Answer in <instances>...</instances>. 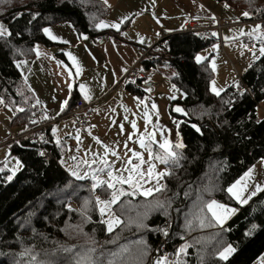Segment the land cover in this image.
Listing matches in <instances>:
<instances>
[{"label":"trees","instance_id":"obj_1","mask_svg":"<svg viewBox=\"0 0 264 264\" xmlns=\"http://www.w3.org/2000/svg\"><path fill=\"white\" fill-rule=\"evenodd\" d=\"M216 1L236 17L218 21L221 25L264 19V0ZM237 10L249 15L238 18ZM106 13L101 0H0V21L8 28L0 36V98L4 101L0 107L14 110L10 126L19 128L10 130L13 134H24L47 121L34 117L39 105L23 83L15 60L33 56L35 44H58L44 34L48 24L68 21L78 33L92 38L118 36L119 30L96 28ZM259 24L264 33V20ZM216 40L209 29L178 31L161 34L149 48L148 54L172 62L174 73L169 79L184 93L174 101L183 107L182 114L175 113L170 103L171 113L180 119L177 129L183 146H173L180 159L177 165L166 167L170 174L162 177L159 190L146 196H122L112 205L119 223L111 231L105 230L103 221L97 222L93 200L94 192L107 197L109 189L103 185L93 191L88 180L74 179L66 172L49 125L44 130L49 140L45 160L37 156V142L32 139L21 138L0 148L21 162L11 180L0 164V264H33V257L36 264H76L75 257L89 248L95 249L91 255L98 264H155L157 259L163 262L177 245L184 250L174 264L254 263L264 252V188L242 205L235 204L227 189L254 162L264 160V112H257V104L264 100V56L240 75L248 92H236L233 83L217 96L208 89L207 62L194 60L198 51ZM141 64L146 61L142 59ZM126 88L135 95L145 93L129 81ZM77 98L71 94L65 113ZM210 200L236 205L238 210L219 225L206 207L200 212ZM69 201L77 211L68 206ZM157 202H165L166 207H158ZM140 221L143 226L138 228ZM228 243L235 251L220 259L219 252ZM145 246L146 255H141Z\"/></svg>","mask_w":264,"mask_h":264},{"label":"crops","instance_id":"obj_2","mask_svg":"<svg viewBox=\"0 0 264 264\" xmlns=\"http://www.w3.org/2000/svg\"><path fill=\"white\" fill-rule=\"evenodd\" d=\"M101 1L107 7V13L96 24V28L119 30L118 36L106 34L105 39L101 38L102 35L92 38L88 34L78 33L68 21L48 24L44 28H48L56 39H51L44 34L58 44L51 47L35 44L33 56L15 60L23 83L28 90L31 89L29 91L33 100L44 109L53 111L56 116V120L49 125V134L52 143L61 149L60 164L64 147L74 146L75 159L72 162L76 167H73L72 171L78 172L81 176L88 173L84 179L89 183L92 181L93 171L106 168L102 160L107 161V166L115 174L123 172V175L127 176L128 172L124 171V167H132L128 164V159L131 158L133 164H140V170L147 173L148 151L141 148L137 142L145 133H154V139L157 142L163 137L170 140L173 146L177 143L182 144L180 135L177 136L180 119L171 113L170 103H174L172 109L175 113L182 114L183 107L174 101L181 100L184 93L169 79L172 73L168 71V68L172 67L160 69L156 77L158 87L152 94H133L126 88L128 80L123 78L126 71L138 61L141 51L155 44L158 39L157 32L167 35L182 31L185 21L191 18L207 24L210 27V33H216L215 37L218 36L222 43L239 37L247 45V39L253 36L249 35L252 30H248L246 26L253 23L259 24L256 21H243L222 26L220 30L215 29L218 21L236 19L234 11L228 9L223 2L216 0ZM237 13L238 18L246 17L242 10H237ZM124 17L126 19L121 22V18ZM101 21L107 26L97 27ZM124 23L125 26L122 28ZM113 24H118L119 27H112ZM259 31L261 32L262 29ZM253 48L247 51L252 52ZM66 53L76 58L77 65H73ZM259 53L258 51L257 55ZM251 59V57L247 60L245 57L241 59L239 62L241 68L250 63ZM77 66L80 68L78 74ZM81 85H84L90 99H84ZM71 94H75L89 104L86 112V117L91 123L89 131L81 129L75 118L65 113L68 104L61 111V103L67 101ZM153 104L156 105L155 109L152 107ZM177 107L181 108L182 112H176ZM145 112L149 117L147 124ZM13 115V109L9 107L1 109L0 138L7 130L16 131L19 128V126H10ZM133 121L136 125L135 129L132 127ZM152 147L154 153L162 151L156 144ZM2 151L5 150H0ZM133 152L140 153L144 163L133 157ZM84 161H87V164ZM152 163L157 173L166 172L164 164L155 160ZM256 164L263 167L259 182L262 183L260 187L263 188L264 163L260 160ZM62 167L71 177L77 179L63 165ZM78 168L82 170L79 171ZM99 177L108 179L107 170L99 174ZM145 180L147 182H142L141 188L136 193L143 195L141 193L149 188L153 189L152 192L156 191L160 187L162 177L149 180L146 176ZM121 186L126 192L132 191L127 184ZM90 187L92 189L91 183ZM249 195L242 198L247 199ZM249 200L247 199V202Z\"/></svg>","mask_w":264,"mask_h":264},{"label":"snow or ice","instance_id":"obj_3","mask_svg":"<svg viewBox=\"0 0 264 264\" xmlns=\"http://www.w3.org/2000/svg\"><path fill=\"white\" fill-rule=\"evenodd\" d=\"M244 16H248L249 13L248 12H244L243 13ZM126 19V17L121 18V22H123V20ZM101 26H107L106 24H104L103 21L100 22V24L97 25V27H101ZM112 27L118 28L119 25L118 24H113ZM261 29V25H256L253 29L252 32L249 33L250 36H253V38L264 41V33H261L259 30ZM6 32V29L3 27V25H0V36L4 35ZM43 32L49 36V38L51 39H56V37H54L50 30L48 28H44ZM242 34H243V30H241ZM212 35H216V33H212ZM87 37H85L86 39ZM215 47V45H214ZM253 47H255V45H253ZM259 52L262 56H264V44H262V46L259 48ZM37 55H39V52H37ZM69 59L72 61L73 65H77L76 62V58L71 56V54H67ZM203 58L200 55H197L195 57V60L197 63L201 62ZM22 63V62H21ZM19 67V65H17ZM76 72L77 74L80 72V68L79 66L76 67ZM25 83H27V80L25 78ZM212 88L211 91L214 92L217 96L220 95V92L223 89H217L214 85L215 82H212ZM71 87V85L69 84V88ZM81 92L84 93V99L88 100L90 99V96L85 92V87L84 85H81ZM238 87V85H237ZM31 90V89H29ZM19 94V93H18ZM4 101L2 99H0V103H3ZM67 104V101H63L61 103V111H63L65 105ZM153 109L156 108V105L153 104L152 105ZM17 111H24L23 108H18ZM176 112H182V109L177 107L175 109ZM59 114V113H58ZM144 117H145V123L147 124L149 122V117H148V113L145 112L144 113ZM44 118H48L47 116H45ZM33 123H35V121H33ZM132 127L133 129H135L136 125L135 122H132ZM53 131L55 132V129H53ZM179 134L177 133V136ZM131 138V137H130ZM147 140V143H146ZM140 145L141 148H145L148 151V157H149V163H148V169H147V173H145L144 171L140 170V164H133L132 163V159L129 158L128 159V164L132 165L131 168L128 167H124V171L128 172L127 176L123 175V172H119V174H115L109 166H107V161L102 160L101 162L104 163L106 165V168H99L95 171H93L92 173V190L95 191L97 188L102 187L103 185H107V189L111 190V196L110 199L108 200H101L99 197H96V207L99 209L100 214L103 216L105 215L107 212L111 211V206L116 204L117 201L120 200V198L122 196H126V195H135L136 191L138 189L141 188L142 186V182H147L145 180V177L147 176V178L150 180L154 177H163L165 175H169V172H160L157 173L155 171V165L154 163H152L153 160H155L156 162H159L161 164H164L166 167H168L169 165H177L178 164V160L180 159L179 155L177 152H175L173 150V145L172 142L168 139L165 138H161V140L159 142H157L154 139V133H145L144 135H141L140 139L137 141ZM156 144L158 146V148L160 150H162L161 152H155L153 151V147L152 145ZM183 145L180 143H177L175 145V148H180ZM113 155H115V153H113ZM133 157H135L136 159L141 160V163H144V161L142 160L140 153L138 152H133ZM75 159V158H73ZM17 166H19V161L16 162ZM85 164H87V161H84ZM107 170V180L101 179L99 177V174L104 173ZM14 171V170H13ZM253 172L252 168H249L248 171H246L241 177L240 179H238L235 183H233L228 189L227 192L233 197L235 198L239 203H247V199H250L251 196H254L256 194V192L261 191V187L258 185L256 187V190L251 192V194L248 196L247 199H244L242 197H244L245 194V190L247 189V180L251 178V174ZM71 174L73 176H75L77 179H84L88 173H85L84 176L79 175L78 172L76 171H72ZM8 179L11 180L12 176H8ZM127 184L128 187L130 189H132V191L130 192H126L124 190L123 187H117V185H125ZM159 190V189H156ZM153 191V189L149 188L147 191L141 193L143 195H148ZM87 203V202H86ZM157 206L160 208H165L166 207V203L165 202H157ZM206 207L207 212L211 214L212 219H214L218 224H223V222L227 219L228 216H230L231 214L234 213L235 209H229L227 208L225 205L218 203L216 200H210L207 201L201 208H200V212H203L204 208ZM201 220V224H203V218L202 217H198ZM119 223V221L115 218L112 217L109 221H107L108 224V230L111 231L112 227L114 224ZM142 221L137 222V227H142ZM256 228V225L252 226V229L254 230ZM165 235H167V232H164ZM141 243V242H138ZM186 247V246H184ZM184 248L182 247L180 249V251H183ZM65 252H71L72 249H64ZM95 251V249L93 248H89L85 251L80 252L76 257H75V261L76 264H98L97 261L94 260L93 256L91 255V253H93ZM124 252L127 251V249L123 250ZM233 251H235V249L231 246L228 245L227 247H224L222 249V251L219 252V257L220 259H227L228 255H230ZM147 249L145 246V249L142 251L141 255H146ZM113 257H115L117 254L113 253L112 254ZM33 264H36V257L32 258ZM110 264H112V262H110ZM155 264H162V261L160 259H157L155 261ZM262 264H264V262H262Z\"/></svg>","mask_w":264,"mask_h":264},{"label":"rangeland","instance_id":"obj_4","mask_svg":"<svg viewBox=\"0 0 264 264\" xmlns=\"http://www.w3.org/2000/svg\"><path fill=\"white\" fill-rule=\"evenodd\" d=\"M0 25H3V27L6 29L5 34H7L8 28H7L6 23H4L3 21H0ZM256 25H260V24L253 23V24L248 25L246 27H248V30H252ZM216 38H217V40L214 43H211L210 45H208L204 49L198 51L195 55V57L197 55H200L203 58L200 63L207 62V64H208L207 66L209 67V69H210L209 71L211 73V76L208 80V89L210 92H212L211 88L213 86L212 85L213 81L215 82L214 86L218 90L219 89L224 90L225 88H227L228 86H230L231 84L236 82V80H237L236 78H238L251 63H253L255 60H257V58H259L261 56V55H259L260 53L257 55L259 48L262 46L260 44L256 45L253 48L254 50L252 52H248L246 49L247 45L245 43H243V41L241 39H239V37L237 39L231 40L229 42H223V43L221 42L220 39H218V36H216ZM214 45H215V47H214ZM150 47H145V49H149ZM195 57H194V60H195ZM244 57L246 60L249 59L250 57L252 59H251L250 63H248L245 67L241 68L239 62ZM168 71L173 74L172 68H168ZM212 93H214V92H212ZM262 108H264V100H262L261 102H259L257 104V112L260 115L262 113V111H261ZM9 131H10V129H9ZM73 147H69V148L64 147V149H65L63 152L64 155L61 159V164L70 172H72L73 167H76L75 165H73V162H72L73 158L75 157L74 156L75 150ZM17 161L20 162V160L16 156H14V155L9 156L7 149L5 151L0 152V164L7 168L8 172H9L8 176H10V175L13 176L17 172V170L21 167V162L19 163V166H17V163H16ZM258 161H260V160H258ZM258 161L254 162L252 164V166L249 167V168L253 169V172L251 174V178L247 180V189L245 190L244 196L251 194V192L256 190V187L258 185L260 186V184H262L259 182H260V178H261V175L263 172V167H260L258 164H256V163H258ZM262 162L264 163V160H262ZM78 169H79V171L82 170L81 168H78ZM241 176H239L233 183H235L238 179H240ZM105 180H107V178H105ZM263 182H264V180H263ZM90 183L92 184L93 181H90ZM117 187H123V186L117 185ZM263 188H261V190ZM258 192H260V191H258ZM110 196H111V190L110 189H109V195L107 197H104V196L102 197L97 192H94L93 200H94L95 206H96V197H99L101 200H108V199H110ZM251 197H253V196H251ZM218 203L225 205L229 209H235L236 210V211H234L233 214H231L230 216L227 217V219L223 222V223H225L227 220H229L231 217H233L236 214L238 207L236 205L224 204L221 202H218ZM235 204L242 205V203H239L238 201H235ZM74 207H75V209H73V210H76L77 208L75 205H74ZM96 209H97V212L99 214L97 222L103 221V225H104L105 230L109 231L107 221H109L112 217H115L118 220L116 214L114 213L112 206H111V211L107 212L103 216L100 214L99 209L97 207H96ZM86 219H87V217H86ZM116 224L113 225L112 229L114 228V226ZM79 227H81V226L79 225ZM228 245H231V244L228 243L224 247H227ZM178 254L179 253L174 254L171 252L167 256V258L164 260V262L166 264H174L176 258L178 257L177 256ZM262 262H264V252L254 261L253 264H262Z\"/></svg>","mask_w":264,"mask_h":264},{"label":"built area","instance_id":"obj_5","mask_svg":"<svg viewBox=\"0 0 264 264\" xmlns=\"http://www.w3.org/2000/svg\"><path fill=\"white\" fill-rule=\"evenodd\" d=\"M257 12H259V7L255 6ZM263 18L254 19L256 22L263 21ZM225 25H221L219 22L216 23L215 29L220 30V28ZM210 29L204 23L198 22L196 20L188 18L185 23L182 31H206ZM158 38H160L161 33L157 32ZM102 39L106 38V35L101 36ZM262 41L250 37L247 39V50L250 51L253 48V45L261 44ZM150 49H143L141 51L140 57L138 61L133 64L124 74V79L128 80L129 82L141 87L143 91L147 94H152L156 91L158 87V81L156 79L160 69L162 67H172V62L169 59L163 58L160 55H150L148 54ZM144 59L146 64H141V60ZM140 64V67L138 65ZM238 85V87H237ZM235 91L238 93H245L248 92V88H246L245 84L242 82L241 78H238L234 83ZM32 107H36L33 103L31 104ZM89 109V104L84 101L82 98H77L75 100L74 106L67 113V115L72 116L75 118L77 125L86 131H89L91 128V123L86 117V112ZM1 111V107H0ZM264 112V108H262ZM47 116V121L41 124H38L32 130L26 131L24 134L16 135L13 134L11 131L7 130V133L1 137L0 139V148H3L10 142H17L19 143L21 138L32 139L33 141L37 142L36 145V154L41 159H47L49 156V150L47 148V144L49 143L48 137L44 136V130L47 125H50L56 120V116L54 115L53 111L46 110L41 106H37L35 108L34 117L39 120ZM68 206L71 209H75L73 203L71 201L68 202ZM176 253L180 252V246L177 245L175 248L170 251ZM169 253V254H170ZM162 264H166L164 261Z\"/></svg>","mask_w":264,"mask_h":264}]
</instances>
